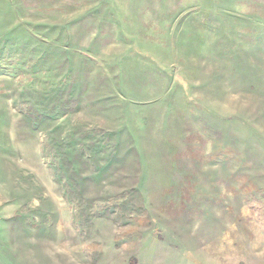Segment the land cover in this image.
I'll return each instance as SVG.
<instances>
[{"label": "rangeland", "instance_id": "374dc122", "mask_svg": "<svg viewBox=\"0 0 264 264\" xmlns=\"http://www.w3.org/2000/svg\"><path fill=\"white\" fill-rule=\"evenodd\" d=\"M0 220L22 264H264V0H0Z\"/></svg>", "mask_w": 264, "mask_h": 264}, {"label": "crops", "instance_id": "0c3cea01", "mask_svg": "<svg viewBox=\"0 0 264 264\" xmlns=\"http://www.w3.org/2000/svg\"><path fill=\"white\" fill-rule=\"evenodd\" d=\"M4 223L0 220V264H22L19 251H14L13 241H9V238L4 236L2 229Z\"/></svg>", "mask_w": 264, "mask_h": 264}]
</instances>
